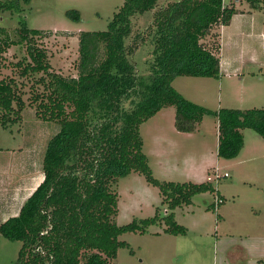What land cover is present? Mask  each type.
Returning a JSON list of instances; mask_svg holds the SVG:
<instances>
[{
  "label": "trees",
  "instance_id": "obj_1",
  "mask_svg": "<svg viewBox=\"0 0 264 264\" xmlns=\"http://www.w3.org/2000/svg\"><path fill=\"white\" fill-rule=\"evenodd\" d=\"M30 1L11 0L0 9L20 12L19 4ZM246 1L256 7L263 0ZM145 12H152L151 21L138 29L137 18ZM235 14L224 0H123L105 31L78 35L75 77L51 70L46 51L34 42L39 31L27 29L23 21L13 35L0 28V57L12 45L25 43V56L13 66L18 78L32 79L27 105L18 92L22 84L14 77L0 79V125L18 124L29 107L37 119L58 127L43 154V181L16 217L0 223L2 237L21 243L14 264H111L125 246L118 239L124 233H145L164 223V233L187 235L173 211L214 188L211 183L154 179L139 128L160 110L174 107V126L181 133L194 132L206 115L217 118V155L222 159L238 155L243 130L264 139V109L211 113L172 87L181 76L220 77L214 53L219 46L206 40L217 38L216 30L228 26ZM65 15L80 21L77 11ZM143 48L140 67L136 53ZM131 173L159 189L168 213L161 216L157 210L152 218L118 226L113 186Z\"/></svg>",
  "mask_w": 264,
  "mask_h": 264
},
{
  "label": "rangeland",
  "instance_id": "obj_2",
  "mask_svg": "<svg viewBox=\"0 0 264 264\" xmlns=\"http://www.w3.org/2000/svg\"><path fill=\"white\" fill-rule=\"evenodd\" d=\"M9 1L0 0V5ZM224 1L226 5L232 3L244 23L236 18L222 35L219 27L218 37L206 42L218 44L219 50L214 53L227 74L218 79L181 76L172 87L211 113L220 109H264V37L262 45L257 40L248 43L239 38L240 26L264 35V0L256 7L246 0ZM122 4L123 0H31L19 4L20 12L0 9V28L13 35L23 21L27 29L39 31L34 42L46 51L51 70L75 77L78 35L105 31ZM67 11L79 12L80 21L69 19ZM151 18L152 12L140 15L138 29ZM25 49V43L12 45L1 55L0 79L14 77L17 84H22L18 92L27 105L32 79L18 78L13 66L25 56ZM145 56L146 48L136 53L140 67ZM174 115V107L164 108L139 128L142 152L153 178L161 183H211L214 192L196 195L191 205L173 211L175 222L186 228L187 235L164 233V223L149 227L145 233H124L118 239L125 246L118 249L111 264H264V139L253 130H243L238 155L222 159L217 155V118L206 115L194 132L181 133L174 126ZM20 116L21 121L10 128L0 125V161L14 154L19 157L28 147L35 151L33 167L39 168L46 145L58 127L37 119L29 107ZM20 164L17 162L16 167ZM113 191L118 196V226L152 218L157 210L161 216L168 213L159 189L137 173L118 179ZM218 197L223 203L215 209ZM20 247V242L0 235V264H14Z\"/></svg>",
  "mask_w": 264,
  "mask_h": 264
},
{
  "label": "crops",
  "instance_id": "obj_3",
  "mask_svg": "<svg viewBox=\"0 0 264 264\" xmlns=\"http://www.w3.org/2000/svg\"><path fill=\"white\" fill-rule=\"evenodd\" d=\"M240 15L241 14H235L231 21L239 18V23L243 24V16ZM220 28V33L222 35V33H224L223 31L228 27L221 26ZM240 28L239 38L241 39L243 37V42L247 41L249 43L257 40L260 44L263 43L262 39L264 35L262 33L255 34L249 26H240ZM224 67V63L221 62L220 72L222 75L225 73ZM26 148L28 147H24L19 157L17 154H14L15 157H7L5 161H0V223L5 222L9 218L16 217L24 202L43 181V173L41 171L42 159L39 161V168H34L32 159L35 155V151L32 148ZM17 162H19V164L21 162L22 165L20 164L16 167Z\"/></svg>",
  "mask_w": 264,
  "mask_h": 264
},
{
  "label": "built area",
  "instance_id": "obj_4",
  "mask_svg": "<svg viewBox=\"0 0 264 264\" xmlns=\"http://www.w3.org/2000/svg\"><path fill=\"white\" fill-rule=\"evenodd\" d=\"M226 176V175H225ZM217 174H216V178H217ZM223 203V200L221 198H216L215 201H214V208L217 209V207H219L220 204Z\"/></svg>",
  "mask_w": 264,
  "mask_h": 264
}]
</instances>
